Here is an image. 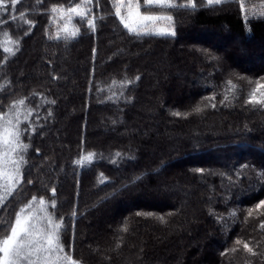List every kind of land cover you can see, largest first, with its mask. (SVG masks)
Returning <instances> with one entry per match:
<instances>
[{
  "label": "trees",
  "instance_id": "obj_1",
  "mask_svg": "<svg viewBox=\"0 0 264 264\" xmlns=\"http://www.w3.org/2000/svg\"><path fill=\"white\" fill-rule=\"evenodd\" d=\"M5 2L9 7L0 9V22L6 21L0 33L23 39L21 50L0 69V84L11 81L0 92V105L31 96L33 90L56 103L46 106L54 116L41 121L44 127L31 139L34 183L22 197H9L0 217L11 222L33 194L51 196L40 184L44 180L56 187L58 215L68 221L66 251L73 246L84 264H264V229L259 227L264 208H255L264 200V177L258 175L264 173V105L247 103L258 83L264 85V19L249 17L246 25L238 3L207 7L196 0V11L173 13L174 38L137 40L115 18L111 0H99V5L93 0L94 14L105 19L98 20L94 33L81 25V35L66 45L47 38L56 31L50 9L79 0H20L15 10L10 0ZM262 2L245 0L248 9ZM21 12L35 22L28 36H23L28 25ZM4 56L0 51V62ZM182 71L189 74L183 82L190 88L175 77ZM125 77L134 80L125 92L127 101L110 99L120 91L113 79ZM228 79L237 86L235 92L226 93ZM32 100L33 106L40 102L38 96ZM197 104L206 106L199 115H172ZM88 151L97 154L95 162L75 166L73 161ZM116 152L123 158L112 163ZM129 154L135 159H127ZM248 208L253 216L245 221ZM73 209L79 213L75 238L69 220ZM231 209L237 218L228 219ZM125 221L129 231L121 233ZM238 238L250 246L259 243V254L253 257L236 246ZM232 247L238 251L222 255Z\"/></svg>",
  "mask_w": 264,
  "mask_h": 264
},
{
  "label": "snow or ice",
  "instance_id": "obj_2",
  "mask_svg": "<svg viewBox=\"0 0 264 264\" xmlns=\"http://www.w3.org/2000/svg\"><path fill=\"white\" fill-rule=\"evenodd\" d=\"M40 2L41 0H37V4ZM18 3L20 0H10L11 8L15 10ZM95 3L99 5V0H95ZM232 3L239 4L246 25L249 17L264 19V2L258 7L248 9L245 0H204V6L207 7L226 6ZM93 6V0H79L74 5L69 4L67 7L53 5L50 9L51 19L62 23H57L55 34L46 33L47 38L57 42L63 41L68 45L81 35V25H86L92 33L96 32L98 20H103L105 17L103 15L97 17L93 12ZM111 6L115 18L119 20L127 33L137 40L154 37L174 38L177 32L173 13L181 10L192 12L197 10L196 0H111ZM8 7L9 5L5 0H0V9L7 10ZM20 18L28 25L23 36H28L35 27V22L27 19L24 12L20 13ZM75 18H78V23L73 22ZM0 23H6V21ZM22 39L23 37L13 39L7 31L0 33V51L5 54L3 61L0 62V69L6 67L9 58L15 57L21 50ZM204 54L212 60L218 59L206 50H204ZM134 79L138 81L140 77L136 76ZM133 83L134 80L127 77L120 81L113 79L112 85L118 84L120 91L118 94L112 92V96L109 98L114 97L115 100H119L120 97H125L127 101L125 92L128 86ZM9 85H11V81L5 80L4 83L0 84V92H4ZM226 86V93L237 90V86L231 79L226 81ZM259 89H264V85L258 83V89L249 94L247 103L264 105V91L260 92L259 99L256 98V91ZM37 96L40 102L33 106L32 97ZM232 98L235 99L236 97L233 96ZM211 99H215V97ZM223 99L228 101L229 95L225 94ZM55 103V100H49L42 93L33 90L31 96L13 98L7 105H0V209L6 207L9 197H14V194L22 197L25 187L33 185V179L30 178L31 168L29 167L31 139L34 134L38 133V128L42 129L44 123L53 118L52 108L46 106L55 105ZM205 107L197 104L189 112H172V115H183L187 118L190 115L203 113ZM212 107L215 105L213 104ZM41 109L45 110L43 116L40 114ZM96 156L97 154L92 151L82 152L73 161V164L80 168L90 167L95 162ZM119 158H123V154L116 152L111 162L116 163ZM127 159H135V157L129 154ZM195 171L201 174L205 172L202 168H197ZM144 175L146 173L136 176L132 183L141 181ZM258 175L264 177V173ZM40 184L51 192V196L46 198L45 195L33 194L30 199L19 205L14 220L11 222L0 217V226H2L0 232L4 233L0 235V264H84L82 258L74 255L73 246H68L66 251L63 237L68 228V221L64 216L58 215L56 187L48 186L44 180H40ZM255 208H264V200H260ZM253 211V208L246 210L245 221L253 216ZM78 215V210L73 209L69 218L73 226V238H75V220ZM136 215L153 216L154 213L137 212ZM237 216L236 209H231L228 212V219H235ZM157 219L161 223H166L163 216H159ZM218 220L227 223L223 216H218ZM259 227L264 229V221L260 222ZM119 231L121 233L129 231L127 221L123 223ZM235 245H242L243 249L253 257L259 254L256 251L259 243L250 246L249 242L238 238ZM116 247L118 249L120 244L118 243ZM236 251L238 248L232 247L226 249L222 255Z\"/></svg>",
  "mask_w": 264,
  "mask_h": 264
},
{
  "label": "rangeland",
  "instance_id": "obj_3",
  "mask_svg": "<svg viewBox=\"0 0 264 264\" xmlns=\"http://www.w3.org/2000/svg\"><path fill=\"white\" fill-rule=\"evenodd\" d=\"M57 23H62L61 21H54V26H55V29H56V26H57ZM183 35H184V33H183ZM216 36H213V38H215ZM226 37H228V36H226ZM206 40V39H205ZM214 40H216V38L214 39ZM203 41V40H202ZM220 41V40H219ZM226 41V40H225ZM215 42H217V40L215 41ZM218 44H223V43H218ZM177 48L179 49V48H182L181 47V45H179V46H177ZM219 50H221V48L219 47ZM147 54V53H146ZM256 63H258V60L257 61H255ZM175 77L177 78V79H179V84H180V86H187L188 88H190L191 86H189V83H188V81H186V82H183V80H187V78H189V74H188V72H185V71H182V72H177V73H175ZM194 84L195 85H197V86H200L201 84L198 82V80H195V82H194ZM76 113V112H75ZM72 114H68V117H70ZM73 117V116H72ZM92 127V126H91ZM98 127H95L94 129H96V130H98L99 132H102V134H105V130L104 129H101V128H99V129H97ZM60 136H63V133H60ZM224 157L225 158H228V159H230L231 158V156H228L227 157V155H224ZM214 158L215 159H217V160H225V159H222L223 157H221V156H214ZM87 246V248H90V246L89 245H86ZM94 251V250H93ZM193 257L194 258H198L199 257V255L198 254H196V253H194L193 254Z\"/></svg>",
  "mask_w": 264,
  "mask_h": 264
}]
</instances>
